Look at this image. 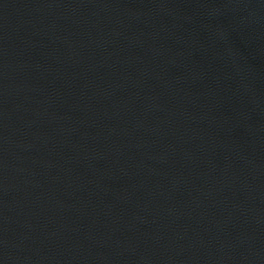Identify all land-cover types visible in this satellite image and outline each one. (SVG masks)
<instances>
[{"label": "water", "instance_id": "95a60500", "mask_svg": "<svg viewBox=\"0 0 264 264\" xmlns=\"http://www.w3.org/2000/svg\"><path fill=\"white\" fill-rule=\"evenodd\" d=\"M0 264H264V0H0Z\"/></svg>", "mask_w": 264, "mask_h": 264}]
</instances>
